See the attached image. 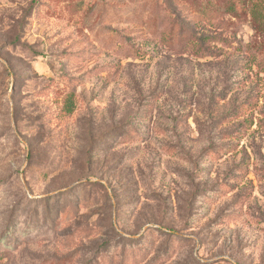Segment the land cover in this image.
I'll return each mask as SVG.
<instances>
[{
    "label": "rangeland",
    "instance_id": "1",
    "mask_svg": "<svg viewBox=\"0 0 264 264\" xmlns=\"http://www.w3.org/2000/svg\"><path fill=\"white\" fill-rule=\"evenodd\" d=\"M256 10L0 0V264H264Z\"/></svg>",
    "mask_w": 264,
    "mask_h": 264
},
{
    "label": "trees",
    "instance_id": "2",
    "mask_svg": "<svg viewBox=\"0 0 264 264\" xmlns=\"http://www.w3.org/2000/svg\"><path fill=\"white\" fill-rule=\"evenodd\" d=\"M253 18L255 19L256 23H257V28H259L260 24L264 25V15L260 14L257 10L253 12L252 14ZM217 37L216 36H208V35H197L194 32H190L188 34V38H187V44H189L192 48V50L194 51V53H199V52H205L207 51L208 46H206L207 43L211 42V41H216ZM242 108V105L238 106L236 109H234L232 112H230V114H232V118L231 119H238L242 114L240 111V109ZM63 109L69 114L72 113L75 110V100L73 95H69L67 97V99L65 100L64 103V107ZM244 121H247V119L245 118ZM237 130L240 133V129H242L241 124H238ZM228 138H237V136L235 134H230L228 136ZM216 151H212L211 153L216 154Z\"/></svg>",
    "mask_w": 264,
    "mask_h": 264
}]
</instances>
